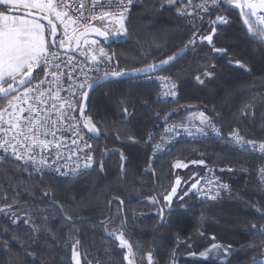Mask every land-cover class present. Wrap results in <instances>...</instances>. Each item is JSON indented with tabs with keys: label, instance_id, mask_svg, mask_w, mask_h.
Returning <instances> with one entry per match:
<instances>
[{
	"label": "trees",
	"instance_id": "16d2710c",
	"mask_svg": "<svg viewBox=\"0 0 264 264\" xmlns=\"http://www.w3.org/2000/svg\"><path fill=\"white\" fill-rule=\"evenodd\" d=\"M183 3L191 15L180 13ZM130 17L133 41L108 47L114 66L131 72L177 56L154 73L173 76L179 102L161 104L158 88L144 77L98 82L86 105V115L100 129L97 137L89 133L96 158L92 172L62 181L0 162V264H75L73 245L81 264H128L116 239L120 232L133 246L136 264H148V253L153 264L264 260V235L252 228L264 226L258 181L263 160L214 141L184 142L162 156L152 173H144L150 146L164 127L193 122L199 112L225 132L238 129L248 139L264 140V44L250 37L237 11L212 0H142ZM208 35L211 44L201 39ZM206 71L212 75L204 76ZM125 108L129 115L121 119ZM193 160L246 170V175L225 176L240 197L206 205L194 194L177 197L168 209L163 196L176 178L184 179L181 193L189 192L195 177L202 178L204 168ZM177 161L187 163V171L173 167ZM213 244L221 246L219 254L212 250L202 258Z\"/></svg>",
	"mask_w": 264,
	"mask_h": 264
},
{
	"label": "snow or ice",
	"instance_id": "6c2138e0",
	"mask_svg": "<svg viewBox=\"0 0 264 264\" xmlns=\"http://www.w3.org/2000/svg\"><path fill=\"white\" fill-rule=\"evenodd\" d=\"M167 2L171 4L175 0H167ZM188 2L191 3V0ZM212 2L215 3L216 0ZM72 3L73 0H0V103L5 104L0 108V149L4 153L11 151L17 160L26 156L25 162L31 163L38 171L51 168L53 171L61 172V168L68 166L67 163L57 166L62 159V146L68 149L67 155L64 156L65 160H71L73 156L79 159V154L84 153V168L91 167L94 159L90 152L85 151L92 147L85 136L91 133L93 137H97L100 129L93 122L92 117L86 115L85 102L96 77H89L83 72V67L80 69L79 76L72 75L76 64L73 63V57L69 53L73 52L74 47L76 50L82 47L87 49V52H81L80 55L88 57L91 64L89 70H95L97 77L102 75L105 81L112 77L147 76L162 71L163 66L178 58L175 55L168 56L166 59H161L159 64H148L143 68H134L131 72L103 71L98 66L104 64L105 67L111 68V64L108 63L111 57L103 47L99 46L100 41L90 37L95 34L103 37L104 41H108L110 36L115 39L126 38V14L133 0H90L88 15L84 14V0H76L75 18L68 14ZM232 3L241 10L246 5L251 10L246 15L256 16L255 21L249 23V20L245 19L244 24L248 32L253 34L252 39H260L264 43V0H244L243 4L239 0H232ZM208 10L207 6L202 7V11ZM257 10L262 14L257 15ZM185 14L191 15L190 12ZM97 20L102 23L94 26L93 22ZM217 20L226 22L222 17H217ZM43 21H47V24ZM57 23L63 29L62 35L59 36ZM212 31L214 34L215 29ZM201 39H206L209 44L212 43V35L201 37ZM188 43L195 44L196 40H189ZM61 49L64 50L63 53ZM215 51L225 50L215 49ZM62 56L69 58L65 61ZM237 63L240 62L237 61ZM37 69L40 71L36 72ZM34 72L36 76H33ZM203 75L211 76L212 73L206 71ZM161 79L167 78L161 77ZM196 79L203 83L200 76ZM175 87V84L168 85L169 90L165 92V95L175 97L176 93L172 91ZM128 115V109L125 108L121 119H126ZM198 118L199 125H172L166 131L171 136H175L178 129H183L187 134H199L205 137L209 134L208 130L217 136L221 135L220 130L203 112L198 113ZM61 129L64 132H71L72 135L65 136ZM69 140L75 147H69L66 143ZM228 142L241 148L245 144H255L254 141H245L238 130H233L229 134ZM155 147L159 150L162 145L157 144ZM260 148L264 151V143L260 145ZM49 153L52 155L48 156ZM121 159H124L123 154ZM190 163L204 164L205 162L193 160ZM99 167L103 170V162H100ZM173 167L186 168L188 164L177 161ZM78 169L79 164L72 168V172L75 174ZM198 183L196 181L190 187L197 189ZM180 184L181 180L176 178L175 185L163 196V201L167 205L170 206L173 198L177 196ZM187 194L188 190L185 189L178 199L182 200ZM217 196L219 192L212 193L210 190L207 194L208 199H214ZM116 199L120 205H123V200ZM153 199L156 202L155 198ZM162 212L163 209H161ZM67 219L70 220L71 217ZM252 228L264 235V226L257 228L253 224ZM116 239L120 247L126 248L129 254L132 253L133 246L126 240L123 232L118 233ZM72 248L73 259L76 260V264H79L77 260L79 252L75 245ZM220 248V245L213 244L211 250L202 255L207 257L212 250H217L216 254H219ZM4 251L10 250L4 249ZM224 255H227L226 250ZM125 259L128 260V264H133L129 257L126 256ZM147 260L151 264V253L147 254ZM254 264H264V260H254Z\"/></svg>",
	"mask_w": 264,
	"mask_h": 264
},
{
	"label": "built area",
	"instance_id": "2783aa9c",
	"mask_svg": "<svg viewBox=\"0 0 264 264\" xmlns=\"http://www.w3.org/2000/svg\"><path fill=\"white\" fill-rule=\"evenodd\" d=\"M141 3H142V0H133L132 5L129 6L130 10L126 14V16L128 17L134 11L135 8L140 6ZM84 4H85L84 14L88 15L89 13H88L87 9L90 7V0H84ZM75 8H76V0H73L72 8H71V10H69V13H68L69 16H72L73 18H75L77 15ZM243 8H244L245 14H247L251 11L247 7H243ZM261 14L262 13H260L257 10V15H261ZM246 17L249 20V23H252L256 19V16L249 17L246 15ZM100 22L101 21H99V20L94 21L93 22L94 26H97ZM253 30L255 32V29H253ZM100 43H101V41H100ZM82 50H84V52H87L86 48L83 49V47H82ZM60 51H61V53H63L62 49ZM80 51H81V49L79 50L77 55H70L73 57V63L76 64V68L72 72V75L73 76H79L80 75V69H81V67H83V72L86 73L89 77H96V80L93 81V87H94V85L96 83H98V81L105 80V78L102 75L97 77V73L95 70H92V71L89 70V68L91 67L90 61H89L87 56L80 55V53H81ZM62 58L65 61H67L69 57L68 56H62ZM108 63L111 64V68L105 67L104 64H100L98 67L100 69H103V71H105V72L117 71L113 62L108 61ZM84 65H88V67H84ZM161 77H165L167 79H161ZM41 78H43V77H41ZM142 81L146 84H150V85H153V86L158 88V90H159L158 101L161 104H163V105H176L179 102V100H180V89H179L177 82L173 78V76L162 74V73H154V74H150V75L142 78ZM170 84L176 85V87L174 89H172V91H175V93H176L175 97H173L171 95H168V96L165 95V92H167L169 90L168 85H170ZM4 106H5L4 103H0V108H2ZM180 124H184L186 126L189 124L199 125V123H197V122H175V123L167 124L164 127V129L162 130V132L160 133L159 137L150 146V155L148 158V163L144 169L145 174L152 173L154 170V167L157 165V163L159 162V160L161 159L162 156H164L174 146H176L180 143H184V142L214 141L216 143L226 145L238 153L251 155L253 157L259 158V159L264 161V151H261V148H260V145L262 143H264V140L254 141V140L248 139L242 134V132L240 130L234 129V130L239 131V134L244 138L245 141H254L255 142V144H245L244 147L241 148L240 146L230 144L228 142L229 134L232 133L233 130L225 132L221 127L216 126V125H215V127L217 129H219L221 132L220 136H217L214 132H212L210 130H208L209 134L206 137L201 136L199 134H187L184 132L183 129H178V133L175 136H171L166 131V129H168L170 126H172V125L178 126ZM192 131L194 133V128L192 129ZM61 132H63V134L65 136L70 137L72 135L71 132H64L63 129H61ZM89 138H90V135L88 133L85 136V139H87L88 142L90 143ZM66 143L69 145V147H75V146H72L70 144V140L67 141ZM157 144L162 145L161 149H159V150L156 149L155 146ZM67 151H68V149L62 146V148H61L62 159H61V161L58 162L57 166H59V164H63V163H67L68 166L65 168H61V172L53 171L51 168H44L42 171H38V170H36V168L31 163L25 162L27 160L26 156L23 159L17 160L15 158V156L11 153V151H9L8 153H4L2 149H0V162H7V163L24 165V166L31 168L35 173L42 174V175H50L53 178H55L57 180H62V181L78 180L81 177L89 174L90 172H92L94 170L95 165H96V161H95V155L92 152V147L90 149L85 150L86 152H90L94 158L91 162V167H89V168L83 167V165L85 163V161L83 159L84 153L79 154V159H77V157L73 156V158L71 160H65L64 156L67 155ZM47 155L51 156L52 154L49 153ZM77 164H79V169H78V172L74 174L72 172V168L76 167ZM209 169H211V171H209ZM262 170H264V164L262 166H260V168L258 169L259 186H260L261 191L264 194V171H262ZM61 173H67V174L63 175ZM232 174L246 175L247 171L242 170V169L222 167V166H211V165L206 166L204 169V172H203V176H202L201 181H200L199 190L196 194L197 202L199 204L214 205V204H218V203L222 202L223 200L231 197L234 194V187L231 183H229L225 179V176L226 175H232ZM209 180H211L210 183H209ZM223 185H226L227 187H221ZM209 190L212 193L219 192V196H217L214 199H208L207 194L209 193Z\"/></svg>",
	"mask_w": 264,
	"mask_h": 264
},
{
	"label": "rangeland",
	"instance_id": "374dc122",
	"mask_svg": "<svg viewBox=\"0 0 264 264\" xmlns=\"http://www.w3.org/2000/svg\"><path fill=\"white\" fill-rule=\"evenodd\" d=\"M224 1L225 0H216V3H224ZM239 2H241L242 4L244 3V0H239ZM231 3H232V1H231ZM232 4H234V3H232ZM243 7H247L246 5H244ZM130 19H132L131 17H130V15L127 17V19H126V21H125V25H126V28H127V33H126V38H123V37H121V38H119V39H115V38H113L112 36H110L109 37V40L108 41H104V42H102V43H100V45L99 46H101V47H103L104 49H105V52L110 56V57H112V55H111V53L109 52V46H111V45H118V44H125V43H127L129 40H131V38H132V40L131 41H133V37L130 35V28H129V25H130V23H131V21H129ZM102 22H100L97 26H99L100 24H101ZM57 27H58V31H59V34L60 35H62V32H63V29H62V26L61 25H59V23H57ZM131 37V38H130ZM84 49V48H83ZM80 52H84V50H82V48H81V51ZM110 62H113L112 61V59L110 60ZM235 66L236 67H241L240 65H238V64H235ZM206 167V166H205ZM205 167H204V169H205ZM203 176V175H202ZM197 191H198V189H197ZM197 191H195V193L197 192ZM230 201H228L227 203H225L224 205H228V203H229ZM229 219V218H228ZM227 219V220H228ZM124 249V251H125V253H126V256L127 257H129L132 261H133V264H136V262H135V257H134V254H133V252L131 253V254H129L128 253V251H127V249L126 248H123ZM202 258H207V257H205V256H201ZM77 260H79V264H81V262H80V258H79V256L77 257ZM126 261H127V263H128V260L126 259ZM74 263L76 264V260H74ZM148 264H149V262H148ZM151 264H153V261H151Z\"/></svg>",
	"mask_w": 264,
	"mask_h": 264
},
{
	"label": "crops",
	"instance_id": "0c3cea01",
	"mask_svg": "<svg viewBox=\"0 0 264 264\" xmlns=\"http://www.w3.org/2000/svg\"><path fill=\"white\" fill-rule=\"evenodd\" d=\"M183 4H184V6L181 9H179V11H180L181 14H185L186 11H187V4H185V3H183ZM192 45H194V44H191V46ZM39 71L40 70H36V72H39ZM36 72L33 73V76H36ZM192 119H193L192 120L193 122L199 123L198 113H196L195 115H192ZM90 135H92V134L90 133ZM196 165H199V166H201L203 168L205 167L203 164H196ZM188 167H189V165H188ZM188 167H186V168H176V169L179 170V171H187ZM179 179L181 180V184H180V186L177 189V196L173 198V201L171 202V205L170 206L166 204V206L168 207V209L171 208V207H173L174 203L177 201V197H179L182 194L181 191L185 187L184 179L182 177H180ZM194 180H195V182L196 181L199 182L198 183V186H197V189L199 190L201 178L195 177ZM197 189L190 188L188 194L187 195H184V197H192V195H194V194L196 195V193L198 192ZM195 191H197V192L195 193ZM235 197H240V196L239 195H232V198H234V199L233 200H230V201H235ZM259 197H264V196H259ZM149 202L152 203L153 201L152 200H149Z\"/></svg>",
	"mask_w": 264,
	"mask_h": 264
},
{
	"label": "water",
	"instance_id": "95a60500",
	"mask_svg": "<svg viewBox=\"0 0 264 264\" xmlns=\"http://www.w3.org/2000/svg\"><path fill=\"white\" fill-rule=\"evenodd\" d=\"M231 1H232V0H225V1H224V5L227 6L228 8H230V9L234 10V11H237V12L239 13L240 18H241V21H242V24H243V26L245 27V29L247 30V26L244 24V20L247 19L246 14H245V11H244V8H242V10L236 8L235 5L231 3ZM242 13H243V14H242ZM43 23L47 24V21H43ZM57 29H58V27H57ZM247 32H248V30H247ZM253 32H254V30H253ZM248 33H249V32H248ZM59 35H60V34H59V31H58V36H59ZM249 35H250V37L252 38V35H253V34H252V33H249ZM90 38H91V39L99 40V41H101V42H104L103 37L96 36L95 34H92ZM253 40H254V39H253ZM255 41H256V42H259V43H262V42L260 41V39H255ZM263 44H264V43H263ZM79 50H80V49H79ZM79 50H76L75 47H74V48H73V52H72V53H69V55H77L78 52H79ZM62 51H64V50H62ZM151 74H152V73H151ZM147 76H148V75H147ZM142 77H146V76H132V77H126V78H117V77H115V78H113V79H108V80H114V79H128V78H142ZM102 81H105V80H102ZM96 86H97V84H95L93 88H95ZM93 88L89 91L88 98H89V96H90V94H91ZM88 98H87V101H88ZM87 101L85 102L86 104H87Z\"/></svg>",
	"mask_w": 264,
	"mask_h": 264
},
{
	"label": "bare ground",
	"instance_id": "6f19581e",
	"mask_svg": "<svg viewBox=\"0 0 264 264\" xmlns=\"http://www.w3.org/2000/svg\"><path fill=\"white\" fill-rule=\"evenodd\" d=\"M95 161H96V158H95ZM22 166H24V165H22ZM25 167H27V166H25ZM29 168V167H28ZM31 169V168H30Z\"/></svg>",
	"mask_w": 264,
	"mask_h": 264
}]
</instances>
